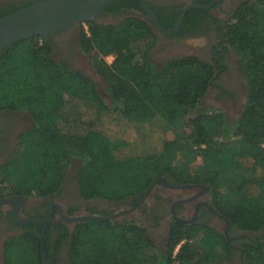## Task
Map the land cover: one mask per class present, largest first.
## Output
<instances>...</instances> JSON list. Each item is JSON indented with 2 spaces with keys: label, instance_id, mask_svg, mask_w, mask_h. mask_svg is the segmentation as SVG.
Returning <instances> with one entry per match:
<instances>
[{
  "label": "trees",
  "instance_id": "trees-1",
  "mask_svg": "<svg viewBox=\"0 0 264 264\" xmlns=\"http://www.w3.org/2000/svg\"><path fill=\"white\" fill-rule=\"evenodd\" d=\"M126 3L137 1L113 0L104 10ZM157 20L166 26L159 15ZM85 24L78 48L102 78L109 104L92 77L53 57L52 35L22 39L0 52V113L24 110L32 122L0 164V197L56 193L76 160L83 198L135 196L167 174L206 185L230 228L259 231L264 226V0L242 2L227 26L246 95L232 125L220 109L203 108L216 69L225 70L224 65L192 55L155 62L151 50L157 34L140 16ZM111 111L143 132L159 123L173 136L153 138L151 130L135 143L112 137L97 123ZM242 239L248 242L246 264H264V242ZM44 249L45 242L29 231L10 237L4 264H43ZM230 252L216 229L177 220L161 250L135 218L87 221L76 226L70 240L71 264H226Z\"/></svg>",
  "mask_w": 264,
  "mask_h": 264
},
{
  "label": "flooded vegetation",
  "instance_id": "flooded-vegetation-1",
  "mask_svg": "<svg viewBox=\"0 0 264 264\" xmlns=\"http://www.w3.org/2000/svg\"><path fill=\"white\" fill-rule=\"evenodd\" d=\"M38 1L41 0H0V14L13 8L21 9ZM144 1L156 18L159 15L166 24L165 27L161 25L165 29L173 27L184 12L181 25L173 34H166L153 27L157 34V43L151 50L152 55L154 52L172 51L176 48L184 51L194 49L200 55L192 56L224 65L225 70L216 69V79L206 95L211 88H218L216 100L226 99L231 106L240 103L239 116L246 95L242 85L243 76L239 71L235 52L229 43L227 26L238 6L246 0ZM193 3L204 4L207 7L187 8ZM193 9H201L203 12L196 14ZM128 16H140L149 21L138 1L137 4H121L111 10L103 9L96 15L95 20L99 23L115 24ZM79 34L80 25L54 34L51 38L53 57L75 69H78L75 57L83 55L78 48ZM194 40H202L205 46L194 48L195 45L192 43ZM31 124V117L27 111L0 113V164L16 147L18 134ZM90 214L115 215L108 221L137 219L147 228L160 250L167 244L174 220L189 227L203 226L216 229L230 245L231 252L226 264H246L243 245L248 242L242 239L243 236L259 238L261 243L264 242V226L252 233L244 232L237 227L230 228L229 221L215 206L203 183H182L167 174H162L154 179L142 194L117 201L105 198L86 199L78 190L76 167L71 164L65 171L56 193L46 196L9 193L0 197V264H4L6 240L28 231L45 242L43 264H71L72 234L77 225L90 221L86 218L80 220L73 218ZM28 219L40 221L26 222Z\"/></svg>",
  "mask_w": 264,
  "mask_h": 264
},
{
  "label": "water",
  "instance_id": "water-1",
  "mask_svg": "<svg viewBox=\"0 0 264 264\" xmlns=\"http://www.w3.org/2000/svg\"><path fill=\"white\" fill-rule=\"evenodd\" d=\"M113 0H41L0 17V52L12 43L32 38L47 37L95 19L96 15ZM153 27L166 33H175L182 22L183 14L173 27L165 29L144 0H137ZM200 3L190 4L187 8H205ZM115 215H87L73 218L90 220H112ZM40 221L28 219L26 222Z\"/></svg>",
  "mask_w": 264,
  "mask_h": 264
},
{
  "label": "rangeland",
  "instance_id": "rangeland-1",
  "mask_svg": "<svg viewBox=\"0 0 264 264\" xmlns=\"http://www.w3.org/2000/svg\"><path fill=\"white\" fill-rule=\"evenodd\" d=\"M82 26H84L82 24ZM195 47H204V42L202 40H194L192 42ZM189 56V55H197L199 56L200 53L196 52V50H182L179 48L173 49L172 51H160V52H154L152 55V58L155 60V62L157 63H161L164 60L176 57V56ZM202 56V55H201ZM76 58V68L83 70L84 72L87 73V75H89L90 77H92L96 84H97V88L100 92V94L103 96L104 101L109 104L110 103V99L107 95L106 92V88L105 85L103 83L102 78L97 75V73L95 72V70L90 66L89 64V58L87 55H77ZM105 60L110 63L112 60L111 56H107L105 57ZM161 61V62H160ZM234 61L236 62V60L234 59ZM227 79V78H224ZM228 80V79H227ZM242 81V79H241ZM244 83V80H243ZM219 94V89L218 88H211L210 92L208 93V95H206L204 97L203 100V108L205 110H209L212 107H216L218 109L221 110L222 113H224V116L227 119V122L232 125L235 121V119L238 117L239 111H240V103H238L237 105H230L229 101H225V100H216V97H218ZM243 100H244V96H243ZM82 111L85 112V115H87L89 113V109L86 108H81ZM97 123L98 126L103 129V131L105 133H107L108 135L112 136V137H121V138H126L128 140H130L132 143H135L137 141H139L141 139V136L143 134H148V131L152 130V137L153 138H158V139H163L164 137H172L173 133L171 131H167L165 133H163V126H161L159 123H155L152 127H145V131L143 132V130L141 128H138L136 126H133L131 124H129L127 121L121 119L120 117H118L116 112H106L105 114H103L100 118L97 119ZM200 162V158H197L196 163ZM73 167H76V165L78 164V162L76 160H74L72 162ZM71 166V165H70ZM69 166V167H70ZM68 167V168H69ZM177 249V248H176ZM176 251V250H175Z\"/></svg>",
  "mask_w": 264,
  "mask_h": 264
},
{
  "label": "built area",
  "instance_id": "built-area-1",
  "mask_svg": "<svg viewBox=\"0 0 264 264\" xmlns=\"http://www.w3.org/2000/svg\"><path fill=\"white\" fill-rule=\"evenodd\" d=\"M83 25H84L85 31H87V26H86V24L84 23ZM111 57H112V56H111Z\"/></svg>",
  "mask_w": 264,
  "mask_h": 264
}]
</instances>
